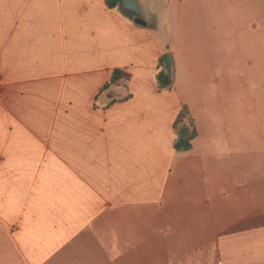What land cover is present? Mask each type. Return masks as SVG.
I'll use <instances>...</instances> for the list:
<instances>
[{
	"label": "crops",
	"instance_id": "obj_1",
	"mask_svg": "<svg viewBox=\"0 0 264 264\" xmlns=\"http://www.w3.org/2000/svg\"><path fill=\"white\" fill-rule=\"evenodd\" d=\"M136 1L0 0V264H264V0Z\"/></svg>",
	"mask_w": 264,
	"mask_h": 264
},
{
	"label": "trees",
	"instance_id": "obj_2",
	"mask_svg": "<svg viewBox=\"0 0 264 264\" xmlns=\"http://www.w3.org/2000/svg\"><path fill=\"white\" fill-rule=\"evenodd\" d=\"M106 5L109 8L119 7L121 0H105ZM165 57L161 59L163 63ZM163 69V67H162ZM162 69L157 75L159 88H171L173 85V70L171 68L168 74H164ZM129 75L120 70H114L110 80L104 85V87L98 92L94 100L95 108H107L115 102H122L127 100L130 95L127 88V82ZM110 95L106 99L107 95ZM174 131L176 132V139L174 143V149L177 152H184L191 148L192 141L196 136V128L191 117V114L186 106H182L180 109L174 124Z\"/></svg>",
	"mask_w": 264,
	"mask_h": 264
},
{
	"label": "water",
	"instance_id": "obj_3",
	"mask_svg": "<svg viewBox=\"0 0 264 264\" xmlns=\"http://www.w3.org/2000/svg\"><path fill=\"white\" fill-rule=\"evenodd\" d=\"M121 6L124 10L135 15V21L139 24H145L142 19V12L139 7V4L136 0H121ZM171 66V55H167L166 57V68H164V74H167Z\"/></svg>",
	"mask_w": 264,
	"mask_h": 264
}]
</instances>
